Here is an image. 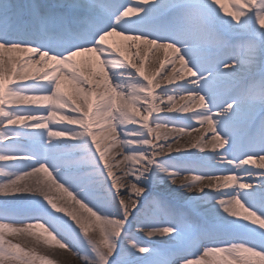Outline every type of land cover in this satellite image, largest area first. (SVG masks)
Listing matches in <instances>:
<instances>
[{
    "label": "snow or ice",
    "instance_id": "obj_1",
    "mask_svg": "<svg viewBox=\"0 0 264 264\" xmlns=\"http://www.w3.org/2000/svg\"><path fill=\"white\" fill-rule=\"evenodd\" d=\"M40 245L264 264V0H0V264Z\"/></svg>",
    "mask_w": 264,
    "mask_h": 264
},
{
    "label": "bare ground",
    "instance_id": "obj_2",
    "mask_svg": "<svg viewBox=\"0 0 264 264\" xmlns=\"http://www.w3.org/2000/svg\"><path fill=\"white\" fill-rule=\"evenodd\" d=\"M119 39V38H117ZM129 55H131V53H129ZM160 59L162 60L163 59V54L161 53L160 54ZM39 67V66H37ZM148 69L150 71H156L158 68H159V61L155 59V57L151 56V54L149 55V63L147 65ZM170 68V66L166 65L165 69L163 71H168ZM33 71H35V69H33ZM163 71L161 72V76L163 75ZM161 77H157V79L159 80ZM166 84V82H165ZM160 89H157V94L159 95L160 94ZM183 101H178V106L179 104H182ZM52 126V125H50ZM198 134L193 132L192 133V137H188V136H184L183 138L180 139V144L183 145L187 140L189 139H192L194 137H196ZM108 143H110V141H108ZM116 151H119V149H114L113 150V153L114 154ZM192 151H196L195 149H192ZM122 157H117V159H121ZM123 167V166H122ZM117 174L119 175L120 174V169L117 168V169H114ZM131 178L129 177L128 180H130ZM127 199V198H126ZM71 201H68V204L71 205ZM94 229L96 230V232L99 231V226H94ZM93 238H96L98 239L99 238V235H91ZM22 237L21 236H16V237H9L11 239H14L16 242H19V239ZM154 239H160L159 237H155ZM33 242V241H32ZM22 246H27V247H32L34 246V244L32 243L31 245L27 244L26 245H22ZM38 248V251L41 253V254H46L47 252L50 254V255H55L56 257V261H57V264H75L73 261H74V256H72V254L70 252H67V251H64V250H59V249H53V248H48V247H44L43 245H40V246H37ZM52 253V254H51ZM48 254V255H49ZM49 255V256H50Z\"/></svg>",
    "mask_w": 264,
    "mask_h": 264
},
{
    "label": "rangeland",
    "instance_id": "obj_3",
    "mask_svg": "<svg viewBox=\"0 0 264 264\" xmlns=\"http://www.w3.org/2000/svg\"><path fill=\"white\" fill-rule=\"evenodd\" d=\"M173 155H175V153H173ZM90 235H99V231L98 232H96V230L95 229H93L92 231H90ZM11 239V238H10ZM19 243H21L22 245L24 244V245H26V243L27 244H29V245H31L33 242H32V240L30 239V238H28V237H26V236H23L22 235V237L19 239ZM47 255L49 254L48 252L46 253ZM52 254V253H51ZM50 255V254H49ZM52 258H54L55 260H56V257H55V255H50ZM74 259V263L75 264H83V261L81 260V259H79V258H77V257H74L73 258Z\"/></svg>",
    "mask_w": 264,
    "mask_h": 264
}]
</instances>
